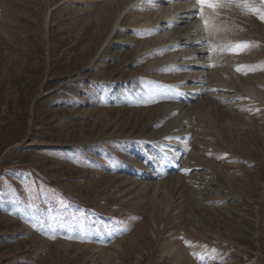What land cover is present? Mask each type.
<instances>
[{
    "label": "rangeland",
    "instance_id": "obj_1",
    "mask_svg": "<svg viewBox=\"0 0 264 264\" xmlns=\"http://www.w3.org/2000/svg\"><path fill=\"white\" fill-rule=\"evenodd\" d=\"M181 1L0 0V264H264V22Z\"/></svg>",
    "mask_w": 264,
    "mask_h": 264
},
{
    "label": "snow or ice",
    "instance_id": "obj_2",
    "mask_svg": "<svg viewBox=\"0 0 264 264\" xmlns=\"http://www.w3.org/2000/svg\"><path fill=\"white\" fill-rule=\"evenodd\" d=\"M156 3L171 2V0H154ZM196 5L199 6V13H193V15H199V18L203 21V26L206 31L211 35L214 25L212 24L209 16L205 14L206 10H211L214 14L217 9L221 8H238L245 15H254L261 22H264V0H196ZM208 43L209 52H216L221 50L231 55H240L252 47L258 45L249 41H239L235 43L218 44L214 46L211 42L201 41L200 46ZM209 67H215V64L208 65ZM237 72L247 75L251 71H256L255 66L251 65H238L235 69ZM188 171V170H184ZM195 255V254H194ZM202 259L203 257H198Z\"/></svg>",
    "mask_w": 264,
    "mask_h": 264
},
{
    "label": "bare ground",
    "instance_id": "obj_3",
    "mask_svg": "<svg viewBox=\"0 0 264 264\" xmlns=\"http://www.w3.org/2000/svg\"><path fill=\"white\" fill-rule=\"evenodd\" d=\"M138 1V0H137ZM193 1H195V0H187V1H184V4H188L187 6H189L190 5V3L192 4L193 3ZM181 0H171V2H169V6L166 8V9H161L160 7H158V6H156L155 8V13L152 15V17L154 18V19H151V20H153V22L151 23V24H153V25H156L157 23H158V21H162V24H164V26L166 25V23L168 24V27H167V29L166 30H164L163 29V33H164V36L163 37H156V38H154L153 40H152V47L153 46H157V45H162L163 43H165V42H169V44H172L173 46H174V42L175 41H177V43H178V40L177 39H179V37L177 38V31L175 30V31H173L172 30V26H169V24L171 25L172 23H173V19H175V16L177 17V16H179V10L181 9ZM187 6H185V7H187ZM191 6H193V5H191ZM191 6H189V7H191ZM189 7H188V10H189ZM128 8V7H127ZM127 8H125V10L124 11H126L127 10ZM182 8H183V6H182ZM197 8V7H196ZM191 9H192V7H191ZM183 10H184V8H183ZM182 9H181V12L183 11ZM196 10V9H195ZM194 10V11H195ZM198 10V9H197ZM124 11L123 12H121V13H119L118 14V16H117V18H116V20H115V24H114V27L116 28L117 26H119L120 25V19H121V16L124 14ZM193 11V12H194ZM211 10H209V12H210ZM180 12V13H181ZM187 12V11H186ZM185 12V13H186ZM198 12V11H197ZM189 14H190V12H189ZM182 15V14H181ZM184 16V15H183ZM186 16H189V15H187L186 14ZM190 17L191 18H193V17H195V16H191V14H190ZM180 18H182V17H180ZM199 18V17H198ZM160 19V20H159ZM185 20V19H184ZM190 20V19H189ZM196 20V19H195ZM195 20H192L193 22L195 21ZM198 20V19H197ZM182 21V20H181ZM191 21V22H192ZM199 21V20H198ZM191 22H189L188 21V23H191ZM201 22V21H200ZM218 22V21H217ZM194 24H195V22H194ZM198 24V23H197ZM196 24V25H197ZM200 24V23H199ZM191 25H193L192 23H191ZM202 25V24H201ZM187 26V25H186ZM194 26V25H193ZM189 27V26H188ZM160 28V27H159ZM191 28H192V26H190V28H188L189 29V31L191 30ZM177 29V28H176ZM188 29H187V31H188ZM140 30H143V29H140ZM178 30H179V28H178ZM181 32H182V30H181ZM194 33V32H193ZM192 33V34H193ZM157 34V33H156ZM187 34V33H186ZM189 34V33H188ZM177 35V36H176ZM179 35H181V34H179ZM183 35H185V33H183ZM193 36V35H192ZM183 38V37H182ZM190 38V37H189ZM197 38V37H196ZM203 38V37H202ZM188 41V40H187ZM203 41V40H202ZM187 43V42H186ZM189 43V42H188ZM187 43V44H188ZM193 44V43H192ZM191 45V44H190ZM206 44H204V46H205ZM200 47V46H199ZM172 48H174V47H172ZM157 49V48H156ZM177 49V48H176ZM204 50V49H203ZM206 50V49H205ZM173 51H175V50H173ZM173 51H171V52H173ZM177 51V50H176ZM174 53V52H173ZM182 53V51L181 52H179V51H177V53H175V54H172V55H170L168 58L170 59V58H175V57H177V55L178 54H180V55H178V57H180L181 55H183V54H181ZM161 61V60H160ZM169 61V60H168ZM170 61H171V59H170ZM173 61V60H172ZM201 63V62H200ZM222 70V72H223V69H221ZM217 71V70H216ZM218 72V71H217ZM224 74V73H223ZM215 75H217V74H215ZM224 77H228V76H226V74L224 75ZM220 78H221V76H220ZM227 79H225L224 78V81H226ZM224 81H221L220 80V82H222L223 84H225V82ZM201 108V107H200ZM196 108H194V110H195ZM190 112V111H189ZM189 112H187V114L186 115H188L189 114ZM197 112V111H196ZM154 112H149V114H148V116L150 117V116H153V119H151L150 121H148L147 123H142V127L144 128V127H146V125H147V127H148V124H152L153 122H155V114H153ZM197 114V113H196ZM186 119L187 118H185V119H183L182 120V124L186 121ZM176 123L177 124H179L180 123V120L178 121L176 118H175V120L173 121V122H171L170 123V125L168 126V129H167V131L169 130V129H173V127H174V125L176 126ZM181 125V124H180ZM135 126V125H134ZM134 126L132 127V129H135L134 128ZM186 164H188L187 162H185ZM191 164V163H190ZM193 165V164H192ZM195 165V164H194ZM184 166H185V164H184ZM180 169V168H179ZM191 169H193V166H192V168ZM186 170H189L188 168L186 169ZM147 225V224H146ZM143 236V235H142ZM138 245V244H137ZM141 246V245H140ZM137 249H139V247L137 248Z\"/></svg>",
    "mask_w": 264,
    "mask_h": 264
}]
</instances>
